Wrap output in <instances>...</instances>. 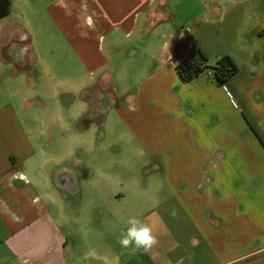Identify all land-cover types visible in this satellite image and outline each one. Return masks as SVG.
Masks as SVG:
<instances>
[{"label":"crops","instance_id":"1","mask_svg":"<svg viewBox=\"0 0 264 264\" xmlns=\"http://www.w3.org/2000/svg\"><path fill=\"white\" fill-rule=\"evenodd\" d=\"M53 6L71 34L59 49L49 36L41 55L76 63L91 79L83 86L108 76L114 115L107 123L121 128L116 141H93L85 164L83 131L65 128L62 113L19 114L0 102V264H264V0ZM19 30L8 21L2 29L9 59L0 53L1 91V74H20L14 64L26 61ZM198 48L211 63L231 55L239 72L224 85L209 70L184 81L177 64ZM28 57L36 65L34 48ZM10 59L13 67L3 63ZM71 101L56 100L55 109ZM74 107L75 120L91 111L86 99ZM134 150L155 174L152 190L140 174L125 177L131 164L118 156ZM149 200L156 203L143 209ZM129 216L158 236L151 251L118 242Z\"/></svg>","mask_w":264,"mask_h":264},{"label":"rangeland","instance_id":"2","mask_svg":"<svg viewBox=\"0 0 264 264\" xmlns=\"http://www.w3.org/2000/svg\"><path fill=\"white\" fill-rule=\"evenodd\" d=\"M56 0H0V36L3 34L2 29L6 28L7 21L16 25H21V31L18 35L21 39V46L24 47L26 53V61L14 64L13 60L10 62H3L4 65L11 67H17L20 74L8 73L7 70L1 74V79L5 81L4 90L0 88V102L4 105L12 104L19 114H30L34 109H38L42 114L51 108L52 113H62V122L64 127L68 130L77 129L83 131L84 136L82 140L84 142V163L90 164L91 154H88L87 148L91 146L93 141L100 139L101 141H107L109 138H114L115 141L118 138V130L120 126L108 124L107 119L114 115V111L111 108L109 97L113 94L114 89L110 83L108 76L97 79L92 85H86L89 83V75H83L78 72V65L66 61L58 53L52 55L51 58L41 55L42 46L49 43V36L51 44L59 49V43L61 36L69 32L71 24L64 21L61 25L59 17V9H55L53 4ZM52 7V8H51ZM64 31V32H63ZM27 32L32 36L30 41L27 39ZM71 33L69 32L68 35ZM72 44L75 46L76 41L73 39ZM28 45L34 48L35 54H38V60L36 65L33 64L28 55L31 52V48H27ZM48 48V46H46ZM6 48L0 50L3 53L5 59H9L6 53ZM46 52V49H45ZM70 59V58H68ZM29 60V61H27ZM1 64V63H0ZM62 66V68L59 69ZM36 71H33V68ZM52 70L58 71L56 76H51ZM14 75V76H13ZM213 76V75H212ZM13 77V78H12ZM9 78L8 80H4ZM213 81L218 84L213 77ZM219 85V84H218ZM19 87V89H18ZM117 94L116 98L117 99ZM67 98H72L70 103L61 104L62 109H55L56 100L64 102ZM86 99L89 102L91 111L84 118L75 120L73 113H76L78 107L73 108L75 102L84 101ZM93 109V111H92ZM73 137L69 136V145L75 144L71 142ZM134 150L132 153H125L118 156V159L123 157L124 161L130 162L131 168L126 170V174L130 179L137 177L140 174V180L148 181L152 178H156L153 173H146L145 169H142L145 162V158L136 155ZM120 157V158H119ZM87 166V165H85ZM150 166H148L147 169ZM141 168V170H140ZM84 169V168H83ZM94 171V169H93ZM150 171V170H148ZM123 170H117V174L120 175ZM144 172L147 174H144ZM143 187L148 190H152L151 182H147ZM165 191V188H161ZM141 207L145 206L150 208V205H154V200L141 201ZM210 260L206 262L209 264ZM203 264V263H200Z\"/></svg>","mask_w":264,"mask_h":264},{"label":"trees","instance_id":"3","mask_svg":"<svg viewBox=\"0 0 264 264\" xmlns=\"http://www.w3.org/2000/svg\"><path fill=\"white\" fill-rule=\"evenodd\" d=\"M208 70L219 85H224L239 72V66L229 54L222 55L215 63H211L210 58L200 48L195 55L177 64L178 73L187 82Z\"/></svg>","mask_w":264,"mask_h":264},{"label":"clouds","instance_id":"4","mask_svg":"<svg viewBox=\"0 0 264 264\" xmlns=\"http://www.w3.org/2000/svg\"><path fill=\"white\" fill-rule=\"evenodd\" d=\"M87 26L90 29H95L91 16L87 18ZM81 35L86 37L87 33L81 32ZM127 108L131 112L139 110L138 105L135 103H128ZM172 215H176L175 211H173ZM123 223L127 225L126 231L121 233L118 241L123 248L143 249L145 252H149L158 244V236L154 234L152 227L139 217L129 216Z\"/></svg>","mask_w":264,"mask_h":264}]
</instances>
